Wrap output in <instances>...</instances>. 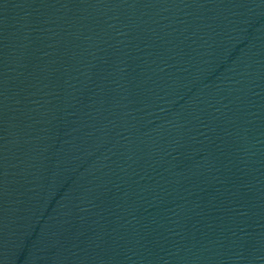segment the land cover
<instances>
[{
  "label": "water",
  "instance_id": "1",
  "mask_svg": "<svg viewBox=\"0 0 264 264\" xmlns=\"http://www.w3.org/2000/svg\"><path fill=\"white\" fill-rule=\"evenodd\" d=\"M0 264H264V0H0Z\"/></svg>",
  "mask_w": 264,
  "mask_h": 264
}]
</instances>
